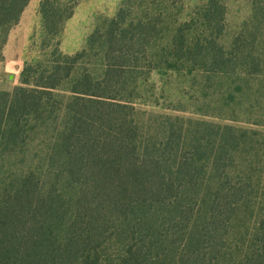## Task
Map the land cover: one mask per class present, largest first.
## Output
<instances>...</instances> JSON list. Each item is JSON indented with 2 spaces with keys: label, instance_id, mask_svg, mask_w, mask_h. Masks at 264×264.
I'll return each instance as SVG.
<instances>
[{
  "label": "trees",
  "instance_id": "1",
  "mask_svg": "<svg viewBox=\"0 0 264 264\" xmlns=\"http://www.w3.org/2000/svg\"><path fill=\"white\" fill-rule=\"evenodd\" d=\"M29 2L0 0V62ZM204 12L208 35L180 26L165 67L180 53L230 64L222 0ZM40 13L55 37L73 11L42 0ZM144 26L120 10L87 49L57 43L0 91V264H264V134L137 109L142 69L162 65L143 64ZM92 51L98 73L83 66Z\"/></svg>",
  "mask_w": 264,
  "mask_h": 264
},
{
  "label": "rangeland",
  "instance_id": "2",
  "mask_svg": "<svg viewBox=\"0 0 264 264\" xmlns=\"http://www.w3.org/2000/svg\"><path fill=\"white\" fill-rule=\"evenodd\" d=\"M41 1L30 0L20 21L7 35L0 62V91L12 92L20 86L25 65L46 60L57 43L65 55L87 49L90 37L98 29L103 36L105 26L120 10L127 23L145 24L148 52L142 51L140 55L143 64L151 59L159 66L166 59L176 58L169 45L177 29L186 23L190 27L184 32L185 37L200 35L204 39L208 35L202 24L208 0H51L73 11L55 37L44 29ZM222 3L223 32L217 41L230 64L214 72L209 67L186 63L190 56L180 53L183 58L176 69L160 65L148 75L149 68L145 67L134 104L147 113L198 119L264 134V0H222ZM134 31L131 28L129 32ZM203 56L204 52L191 55L196 60ZM98 58L97 52L92 51L83 66L98 73L101 69ZM142 118L148 120L150 116ZM249 222L246 220L244 225Z\"/></svg>",
  "mask_w": 264,
  "mask_h": 264
}]
</instances>
